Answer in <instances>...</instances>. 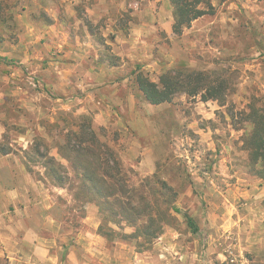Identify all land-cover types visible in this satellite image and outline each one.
Listing matches in <instances>:
<instances>
[{"label":"rangeland","instance_id":"374dc122","mask_svg":"<svg viewBox=\"0 0 264 264\" xmlns=\"http://www.w3.org/2000/svg\"><path fill=\"white\" fill-rule=\"evenodd\" d=\"M144 2L0 0L13 19L0 24V149L31 168L44 185L39 192L51 198L63 220L62 237H68L59 244L71 245L68 252L80 246L88 264H110L114 255L118 264H137V256L152 255L161 239L182 242L180 253L164 247L170 261L180 264L264 261V179L244 149L252 132L245 112L256 99L264 104V1L214 0L215 15L195 21L181 37L150 26L135 39L131 29L148 15ZM93 64L101 70L91 80ZM179 67L210 72L230 81L234 91L224 104L186 94L170 104L147 103L134 83L136 74L159 82L164 72ZM88 118L118 151L131 184L150 182L147 194L154 188L165 195L164 233L152 243L123 240L135 228L117 223L112 224L117 239L99 234L107 243L96 256L88 239L79 243L103 218L88 216L87 208L100 207L79 191L77 173L57 145L62 131ZM40 147L68 170L66 187L55 186L43 165H35L43 162L35 156ZM180 250L190 258H182Z\"/></svg>","mask_w":264,"mask_h":264},{"label":"trees","instance_id":"16d2710c","mask_svg":"<svg viewBox=\"0 0 264 264\" xmlns=\"http://www.w3.org/2000/svg\"><path fill=\"white\" fill-rule=\"evenodd\" d=\"M212 1L170 0L173 7L174 35L181 37L195 21L207 15H215L216 9ZM8 10L10 7L7 5L0 7V24L3 26L13 20L7 14ZM134 83L146 102L154 106L170 104L180 94L189 97L201 96L205 102L217 101L224 104L234 91L230 81L214 77L207 71L187 67L164 72L159 82L152 81L140 72L136 74ZM260 101L261 99L254 100L248 112H245V121L252 125V132L244 141V149L249 152L251 162L257 167L259 176L264 179V104L259 106ZM48 133L51 135V132ZM62 134L64 136L62 135L60 139L63 142L57 145L58 153L77 173L80 181L77 187L79 191L88 195L87 202L96 203L100 207L103 222L99 234L110 241L117 239V233L112 227L113 223H117L135 228L132 234H122L123 240L144 239L152 243L158 239L165 228V214L162 212L163 207H168V203L162 202L165 195L154 188L147 194L146 189L150 182L140 187L131 184L118 151L102 140L92 119L88 118V123L86 121L79 124L77 129L70 125L68 131L65 133L62 131ZM40 145L42 146V142ZM45 151L41 153V147L36 149V158L43 162H34L32 159L29 165L33 162L35 165H43L48 178L55 186L66 187L70 179L68 170L54 156H50L49 149ZM0 152L3 155L11 154L5 147H2ZM158 184H161L169 195H176L167 183ZM173 210L180 213L174 207ZM186 218L193 233H199L195 221L187 215Z\"/></svg>","mask_w":264,"mask_h":264},{"label":"crops","instance_id":"0c3cea01","mask_svg":"<svg viewBox=\"0 0 264 264\" xmlns=\"http://www.w3.org/2000/svg\"><path fill=\"white\" fill-rule=\"evenodd\" d=\"M144 1L143 6L148 11L146 22L140 20V23L131 29L133 37L142 38L146 32L151 31L150 26L158 27L167 36L174 37L173 7L170 0ZM92 69L95 72L90 76L91 80H94L98 77L96 72L101 69L99 70L97 64H93ZM104 70L109 73V69ZM43 188L44 185L40 186L24 161L13 158L12 154L0 155V264H88L82 256L80 246H72L73 249L70 248L68 252L71 245L63 247V244H59V241L66 242L68 236L65 234L62 237L64 226L60 212L53 207L47 194L39 192V189L42 191ZM87 210L88 216L99 218L100 210L97 207L90 206ZM99 227V223L94 225L93 233L87 238L80 236L79 243L83 244L85 242L82 239H88L87 246L91 248L94 256L97 255L95 251H101V243L102 247L107 243L106 239L99 235ZM181 243L178 240H158L154 245L153 254H139L137 264H180L181 262L170 261L169 258L172 257L166 254L164 247H175L176 254L180 253L177 248L182 246ZM181 257L190 258L189 255H184V251ZM150 258H154V261ZM110 260V264H118L116 255ZM257 264H264V261L259 260Z\"/></svg>","mask_w":264,"mask_h":264}]
</instances>
